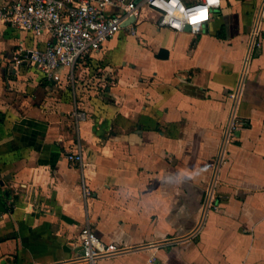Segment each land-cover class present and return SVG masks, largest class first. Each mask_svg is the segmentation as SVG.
<instances>
[{"label": "crops", "instance_id": "obj_1", "mask_svg": "<svg viewBox=\"0 0 264 264\" xmlns=\"http://www.w3.org/2000/svg\"><path fill=\"white\" fill-rule=\"evenodd\" d=\"M262 1L222 0L198 35L146 10L137 35L106 42L74 86L67 69L55 82L23 60L49 35L0 22V264H86V226L133 249L98 264H264V22L231 98ZM232 110L240 127L227 143Z\"/></svg>", "mask_w": 264, "mask_h": 264}, {"label": "built area", "instance_id": "obj_2", "mask_svg": "<svg viewBox=\"0 0 264 264\" xmlns=\"http://www.w3.org/2000/svg\"><path fill=\"white\" fill-rule=\"evenodd\" d=\"M222 0H0V22L11 28L29 32L35 39L49 35L51 40L45 47H31L23 53V60L41 72L46 79L61 81V71L67 69L68 83L76 84L79 66L92 54L122 30L137 35V26L148 10L155 15V24L177 33L200 34L210 19L213 10L220 8ZM264 22V0L250 31L248 47L238 88L231 95L238 101L244 91V78L254 54L261 49L262 26ZM105 89V88H104ZM70 116L77 127L87 118V112L80 106L76 92ZM240 122L232 110L227 124L225 141L236 138ZM70 163L83 166V154L79 150L67 154ZM84 196L89 189L84 186ZM211 199L212 190H209ZM209 206H211V201ZM82 247L80 262L98 264L99 261L124 255L132 248L118 247L102 241L95 231L86 226L78 237Z\"/></svg>", "mask_w": 264, "mask_h": 264}, {"label": "rangeland", "instance_id": "obj_3", "mask_svg": "<svg viewBox=\"0 0 264 264\" xmlns=\"http://www.w3.org/2000/svg\"><path fill=\"white\" fill-rule=\"evenodd\" d=\"M93 75V74H92ZM101 75H102V72L100 73L99 71H98V75H95V76H99V77H101ZM104 78V81L102 82V84H108V85H111L112 83H113V79H109V80H107V78H105V77H103ZM110 82V83H109ZM89 87H90V85H89ZM105 88V86L103 87V88H101V86H97V89H98V93H100V94H104V89ZM98 93H95V96L98 98V96H101L100 94H98ZM101 102H98V103H96V105H99Z\"/></svg>", "mask_w": 264, "mask_h": 264}, {"label": "water", "instance_id": "obj_4", "mask_svg": "<svg viewBox=\"0 0 264 264\" xmlns=\"http://www.w3.org/2000/svg\"><path fill=\"white\" fill-rule=\"evenodd\" d=\"M186 31L190 32V27H187ZM160 56L163 58H166L167 57V51H165V50L161 51Z\"/></svg>", "mask_w": 264, "mask_h": 264}, {"label": "trees", "instance_id": "obj_5", "mask_svg": "<svg viewBox=\"0 0 264 264\" xmlns=\"http://www.w3.org/2000/svg\"><path fill=\"white\" fill-rule=\"evenodd\" d=\"M186 4H189L187 1L185 2ZM7 194H9V193H7Z\"/></svg>", "mask_w": 264, "mask_h": 264}]
</instances>
